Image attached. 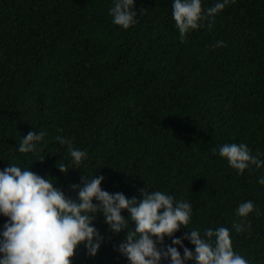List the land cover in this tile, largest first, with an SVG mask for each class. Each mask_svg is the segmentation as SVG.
<instances>
[{
	"label": "trees",
	"instance_id": "obj_1",
	"mask_svg": "<svg viewBox=\"0 0 264 264\" xmlns=\"http://www.w3.org/2000/svg\"><path fill=\"white\" fill-rule=\"evenodd\" d=\"M212 3L202 0V9ZM110 7L111 0H0V169L17 163L48 174L73 198L70 185L97 173L109 192L167 191L192 204L188 228L223 224L234 251L264 264V165L238 174L218 152L242 141L264 159V0H228L210 27L205 19L183 40L171 0H134L128 28L112 23ZM218 39L224 44L209 47ZM30 130L45 131L38 153L17 150ZM57 135L86 152L80 165L69 163ZM55 162L76 167L62 172ZM247 199L258 211L236 231L235 208ZM92 223L100 247L90 256L79 245L71 264H128L115 249L125 230L111 232L99 213ZM187 227L174 235L183 238Z\"/></svg>",
	"mask_w": 264,
	"mask_h": 264
},
{
	"label": "clouds",
	"instance_id": "obj_2",
	"mask_svg": "<svg viewBox=\"0 0 264 264\" xmlns=\"http://www.w3.org/2000/svg\"><path fill=\"white\" fill-rule=\"evenodd\" d=\"M227 3L228 0H214L202 9V0H171V16L179 38L183 40L186 32L200 27L205 19L210 27L213 14ZM133 4L134 0H111L108 11L112 23L123 28L135 24L137 12ZM223 44L218 39L209 47ZM44 136L43 130L28 131L22 135L17 150L38 153ZM55 140L67 145L70 164L78 166L86 158V152L73 147L70 138L57 135ZM218 152L238 174L250 165H264L260 154H253L242 141L225 142L218 146ZM43 159L41 154L36 160ZM56 167L62 172L73 168H66L63 162L56 163ZM49 177L17 163H6L0 169V215L6 217L0 227V264H71L70 258L81 244L87 255L94 256L103 240L92 223L97 213L111 232L125 230L115 249L128 264H185L189 259L196 264H248L243 255L234 251L228 227H187L193 210L189 200L145 186L138 189L139 198L122 191L109 192L100 186L102 173L82 175L80 183L71 184L76 193L73 198ZM258 182L264 184V176H259ZM253 210L258 211L251 199L237 204L235 213L241 221L233 224L236 231L247 227L245 218ZM130 221L134 227H130ZM181 225L189 229L183 238L174 235ZM166 236L171 238L170 243L164 242ZM184 239L194 248L185 246Z\"/></svg>",
	"mask_w": 264,
	"mask_h": 264
}]
</instances>
